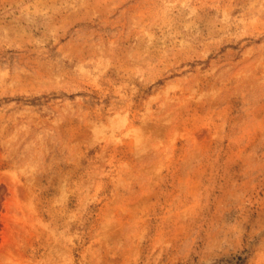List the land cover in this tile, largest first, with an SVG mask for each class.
<instances>
[{
    "label": "rangeland",
    "instance_id": "rangeland-1",
    "mask_svg": "<svg viewBox=\"0 0 264 264\" xmlns=\"http://www.w3.org/2000/svg\"><path fill=\"white\" fill-rule=\"evenodd\" d=\"M0 264H264V0H0Z\"/></svg>",
    "mask_w": 264,
    "mask_h": 264
}]
</instances>
